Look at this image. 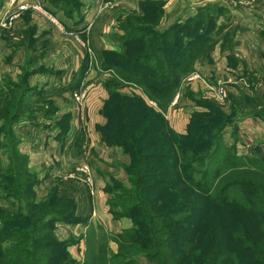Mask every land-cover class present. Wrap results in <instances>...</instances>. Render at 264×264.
I'll return each instance as SVG.
<instances>
[{
    "label": "trees",
    "instance_id": "16d2710c",
    "mask_svg": "<svg viewBox=\"0 0 264 264\" xmlns=\"http://www.w3.org/2000/svg\"><path fill=\"white\" fill-rule=\"evenodd\" d=\"M211 6L218 10L206 12ZM224 13L222 6L210 4L188 24L190 29L149 31L150 36L139 39L143 45L135 54L121 59L130 68L120 71L102 63L111 77L105 82L108 98L102 108L106 122L99 130L103 141L131 158L124 165L129 184L120 182V192L107 199L114 218L133 220L132 227L113 235L121 264H145L139 256L147 264H264V157L240 154L234 143L226 145L223 131L232 114L210 99L198 100L206 109L192 114L185 132L173 129L165 116L195 61L223 34L227 24L219 19ZM230 35L227 31L223 37L227 41ZM87 67L83 63L80 73ZM129 83L143 93L120 91ZM18 89L19 98L6 101L3 90L0 97V118L7 128V142L0 149L9 148L7 166L0 155V187L10 203L0 207V224L16 222L23 229L7 246L3 244L11 235L0 232V264H71V242L57 239L54 227L59 221L74 222L76 203L59 195L56 187L46 198L37 197V174L13 129L29 117L35 89L25 78ZM9 110L13 113L3 114ZM25 188L30 195L21 194ZM12 197L25 203V213L22 206L11 211ZM54 202L66 204V210L53 207ZM92 253L89 244L87 264L97 262Z\"/></svg>",
    "mask_w": 264,
    "mask_h": 264
},
{
    "label": "crops",
    "instance_id": "0c3cea01",
    "mask_svg": "<svg viewBox=\"0 0 264 264\" xmlns=\"http://www.w3.org/2000/svg\"><path fill=\"white\" fill-rule=\"evenodd\" d=\"M100 1H89L92 8L88 12V15L95 13L96 17L88 39L94 47L92 52L95 51L99 59L110 42L107 30L103 29L110 19L106 14L96 13ZM115 1L126 7L140 5L142 0ZM208 4L231 7L230 11L239 15L238 20L226 26L206 56L195 61L198 79L183 81L179 97L170 103L165 116L173 129L186 131L192 101L185 90L186 85L191 84L193 89L204 93V99L212 100L232 114V119L224 127L227 145L238 143L239 152L245 148L255 150L264 145V0H166L169 8L164 20L174 21L176 16L183 18L187 14L174 15V10H178L175 7L186 5L191 9ZM38 15L31 11L18 15L7 30L0 31V88L5 90L2 74L19 72L18 64H23L28 55L25 80L36 91L30 98L32 111L29 117L22 119L14 129L21 137L19 148L29 156L31 170L39 173V196H44L62 174L84 160L89 162L95 194L90 195L88 190L83 191L73 183L66 185L69 190H62L61 195L74 199L78 216L95 217L99 213L108 217L107 199L110 195L104 174L110 168V160L119 158L124 164L131 160L121 147L103 141L99 130V126L106 122L102 108L108 98L105 87L108 76L101 74L94 63L79 74L86 54L76 44V37L69 29L78 30L80 25H70L69 29L64 26L61 32L49 18ZM58 16L61 17V13ZM225 16V13L221 16L220 23ZM59 20L65 24L63 19ZM227 31H231V35L226 41L223 36ZM79 88L87 91L83 106H79L73 96ZM210 88H222L224 100L218 101L209 95ZM122 170L124 179L127 176L124 166ZM112 221L117 233L131 224L127 219L123 223L121 219ZM81 226L68 227L82 230ZM57 227L60 234V225Z\"/></svg>",
    "mask_w": 264,
    "mask_h": 264
},
{
    "label": "rangeland",
    "instance_id": "374dc122",
    "mask_svg": "<svg viewBox=\"0 0 264 264\" xmlns=\"http://www.w3.org/2000/svg\"><path fill=\"white\" fill-rule=\"evenodd\" d=\"M89 1L92 0H18L16 3L11 2V0H0V31L7 30L10 27L14 18L28 11L34 12L37 15L39 14L38 15L39 17L40 16L47 17L50 20H51V18L49 17L50 15L57 17L59 24H55L54 22L53 23L56 26H58L57 30L61 32H63L64 26L68 28V26L70 25H74V26L80 25L78 30L69 29V28L68 29L71 32V34H74V36L76 37L75 41L76 44L79 46V48L81 47L85 50L86 59L83 61V63H88V65L94 63L99 67L100 73L107 74L105 76H108L109 79L111 77V74L108 73V71L106 72V70H103L101 68L102 63L108 65L107 63L109 62L111 63L110 65H114L118 67L120 71L121 69L132 67L130 66V64L129 65L121 64V59H127L132 54H135L137 49L143 45L140 44L141 42L139 39L141 37L146 38V36L147 37L150 36L149 31L151 30H155L156 33L158 32L162 33L173 29V27L175 31L178 30L180 31L181 28H184V30L190 29L192 27H190L188 24L192 23L193 19L197 17L198 12L201 11V13H203L205 8L207 9L208 5H210L208 4L199 7H192L191 9H189L186 5H184L183 7L182 6L175 7V9L178 8V10H174L173 12L174 15L176 13L182 14L183 12L187 14L183 16V18L180 15L178 17L176 16L174 21H169V20H164L165 15L169 8V6L166 5V0H142L140 5L126 6V7L120 5L119 2L117 3V1L115 0H101L100 3L98 2L99 4L96 6L97 8L96 13L106 14L107 18L110 19L108 20L107 24L103 26V29L107 30L110 36L109 39L110 42L107 45V47L104 49L103 53L101 54V58L99 59L98 54L94 53L95 51L92 52L94 50V47L90 42V40L88 39L89 37L88 34L90 32L91 27H93L96 19V17L94 16L95 13L88 15L89 10L92 8L91 4L89 5ZM22 2L38 4L45 12L36 11L32 8L21 11L18 7L19 4ZM222 9H224L226 15L223 18L224 23L229 25L232 24L233 21L238 20L239 15L237 16L236 12L233 11L231 12L230 11L231 7L222 6ZM216 10H218L217 7L211 6V10H207L206 12L209 13L210 11H212L214 13L216 12ZM59 13H61L62 18L58 16ZM59 19H63L65 21V24L67 25L62 23ZM139 27H144V28L138 31L137 28ZM105 33L106 32H103V34ZM153 37L157 39L158 35L156 36L155 34L153 35ZM28 58L29 56L27 55L25 57L26 59L25 62L21 65L18 64V68L20 70V71L18 70L19 72L14 71L10 74H6V73L2 74L1 77L3 80L2 86L5 88V90L0 88V97L2 96L1 91L3 90L4 91L3 98L6 101L7 98L9 99L19 98L20 90L18 89V86L22 84L23 79L26 77L25 76V73H27L26 68H29L27 63ZM115 70L117 71V69ZM100 73L99 75H101ZM146 73H148L149 75V69L146 70ZM79 74L81 73L79 72ZM195 79H198V73L194 69L183 78L182 83L183 81L191 82L192 80ZM80 89H85V88H79L78 90ZM121 90L126 93L139 90L140 91L139 93L141 94L143 93L141 87L133 83L125 84L124 88L120 87V91ZM209 92L211 93L209 95L216 97L218 101H223L224 100L223 98H225V95L223 96L222 99L217 97L214 89L210 88ZM75 93L73 94V96L75 95ZM180 93H181V86L179 87L173 98L174 101L179 97ZM185 93L187 96H189V98L192 101L191 116L193 113L197 111L203 112L204 109H202V106H200L198 100L204 99L203 97L204 93H201L200 91L193 89L191 84L186 85ZM148 103L153 107H157L155 101H151L148 99ZM12 106L14 107L13 103ZM5 112H3V114H12L13 110L5 111ZM16 125L17 124H15V126ZM3 126H4V119L0 118L1 144L7 142V139L4 138V134H3V131H6L7 128ZM15 126L13 127V129H15ZM17 137L19 138V135ZM224 141H225V137H224ZM233 143L237 146V150L239 152V148H238L239 144L236 142ZM7 149L9 148L7 147ZM7 149L4 147L0 149L1 160L4 163L3 167L8 165ZM239 153L246 154L248 156L264 157V145L257 146L255 150H249V149L247 150L245 148L242 150V152ZM84 163L90 165L89 162L84 160L81 164L76 166V168L72 169L73 171L69 170L67 173H64V175L62 174L61 179H59L58 182L54 183L51 187H49L47 193L44 196H39L37 188L39 189V186L41 185V180L38 175L39 173L34 171L37 174L35 176L37 179V185L34 187L37 193V197L39 199L46 198L49 193H52L55 187L58 189V194L61 195L62 190H69V188L66 185H72L73 183H76V185L78 184L83 189V191L87 192L88 189L86 187V184L83 182L82 177L80 176L77 170V168ZM124 165L125 164L119 158L113 159V161L110 160V168H108L104 174L105 185L106 188L107 187L109 188L108 193L110 196H115L117 195V193L120 192V189L118 188L120 182L126 185L129 184L127 174H126L127 175L126 178L122 179V177L124 176L123 175L124 169L122 170ZM90 167L92 168L91 165ZM0 175H4V172L0 171ZM26 180L27 179L25 178V181ZM2 189H4L3 186L0 187V207L4 208L9 206L10 203L3 198L5 197L4 195L7 194H4L1 191ZM22 193H25L24 195L26 196L30 195L29 189L26 188L21 191V194ZM63 197H68V196H63ZM11 201L14 204V206L11 208L12 212L14 211V213H17L20 210V206L23 207V210L21 212L22 213L26 212L25 203L22 200L15 199L12 197ZM52 206L59 207L64 210H66L67 207L66 204L57 203V202H54ZM76 213H77V204H76ZM110 213L108 217H106V215L104 214H99V213L95 217H91L90 215L78 216L76 214L77 216L74 217V222L67 223L64 221H59L55 223L54 231L57 239L67 240L71 242L70 246L68 247V252L72 259L71 264H87L86 260L89 250V244L93 252L92 255H94L95 259L97 260L95 264H121V257L118 256L119 247L117 243L113 240L114 239L113 235L118 234L120 232L118 233L116 232L118 229L115 228V223L112 221L116 218H114ZM14 215L16 217H20V215L18 214H14ZM65 215L68 216L69 214H65ZM119 219H121V223H123L122 221L124 219H127L128 221L131 222L130 226L126 228H130L133 226L132 218L122 217ZM80 224L81 225L83 224L84 226L83 225L81 226ZM58 225H60V230H59L60 234L57 233ZM69 225L78 228L81 226L82 230H78V228H74L73 230H71L70 227H68ZM126 228H121V232L123 231V229ZM20 229H23L21 227V224L16 222L0 224V232H5V233L8 232L11 235L10 240L4 243L3 246H7L10 245V243H14L15 241L14 237H17L19 235L18 230ZM138 258L140 262H143L145 264L148 263V260L145 259L144 257L139 256Z\"/></svg>",
    "mask_w": 264,
    "mask_h": 264
},
{
    "label": "built area",
    "instance_id": "2783aa9c",
    "mask_svg": "<svg viewBox=\"0 0 264 264\" xmlns=\"http://www.w3.org/2000/svg\"><path fill=\"white\" fill-rule=\"evenodd\" d=\"M18 0H11V2L16 3ZM21 11L23 10H27V9H34L36 11H43L45 12L38 4H33V3H28V2H22L19 4L18 7ZM18 9V10H19ZM52 20V22H54L55 24H59V21L57 19V17L50 15L49 16ZM197 77V76H196ZM214 91L216 92V96L219 97L220 99L223 98L224 96V90L222 88H216L214 89ZM87 96V91L86 89H80L78 90L75 95L74 98L77 101V103L79 104V106H83V103L86 99ZM80 176L82 177L83 182L86 184V187L89 191V193L91 195H94L96 190H95V182H94V175H93V170L90 167L89 164L84 163L82 165H80L77 168Z\"/></svg>",
    "mask_w": 264,
    "mask_h": 264
}]
</instances>
